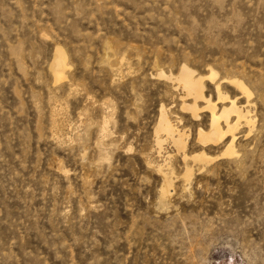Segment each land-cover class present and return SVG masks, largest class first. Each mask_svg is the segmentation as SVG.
<instances>
[{"label":"rangeland","instance_id":"rangeland-1","mask_svg":"<svg viewBox=\"0 0 264 264\" xmlns=\"http://www.w3.org/2000/svg\"><path fill=\"white\" fill-rule=\"evenodd\" d=\"M182 66L248 111L234 156ZM0 264H264V0H0Z\"/></svg>","mask_w":264,"mask_h":264},{"label":"bare ground","instance_id":"bare-ground-1","mask_svg":"<svg viewBox=\"0 0 264 264\" xmlns=\"http://www.w3.org/2000/svg\"><path fill=\"white\" fill-rule=\"evenodd\" d=\"M66 67L68 68L65 55L60 48H57L55 50L53 61L50 67L55 82L65 79L64 69ZM216 77L217 74L213 70L208 71L207 78L210 81H215ZM176 80L180 84H182L187 95L192 97V103L185 105V107L192 113L194 117H197V112H198L197 101H201L203 104H205V108L209 111V115H210L209 129L207 132H204L202 130L198 131V141L203 145L216 144L222 141L226 136H229V139L226 143L222 156H227V157L234 156L236 154L234 150L236 130L238 129V127L241 125L242 122L247 126L253 125V122L250 119H248V117L246 116L248 111L244 113V110L237 106L235 99H229V97L224 96L220 91V84L215 82L217 101H225V100L229 101L227 106H223L220 112H217L216 104L211 102L209 98H206L203 95L201 78L195 77L193 72L186 66H182L180 68ZM223 81H227L230 84L234 85L236 90H239L241 94L245 95L247 98V102H249L248 98L250 97V91L247 89V87L243 84L242 81L236 78H225L221 80V82ZM162 107L160 109L158 130L155 139L156 147L157 149H161L162 137L160 136V134L163 133L165 136H167V138H169L173 142V144L175 145L178 151L183 152V160H186L188 156L184 154L185 140L183 138V135L177 131L175 126L167 118L166 113ZM231 115H234L233 120L230 119ZM190 158L194 162H199V163H203V162L208 163V162H212L215 159L214 157L205 155L203 152L192 155ZM190 175H191V170L186 169L185 176L189 178ZM164 186L165 188H163V190L168 191L167 188L171 186V184L166 181Z\"/></svg>","mask_w":264,"mask_h":264}]
</instances>
